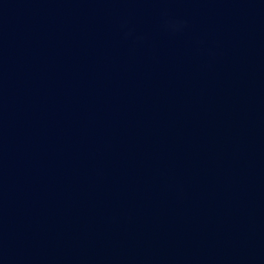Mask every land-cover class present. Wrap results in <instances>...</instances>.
Wrapping results in <instances>:
<instances>
[{"label":"water","instance_id":"obj_1","mask_svg":"<svg viewBox=\"0 0 264 264\" xmlns=\"http://www.w3.org/2000/svg\"><path fill=\"white\" fill-rule=\"evenodd\" d=\"M0 264H264V0H0Z\"/></svg>","mask_w":264,"mask_h":264}]
</instances>
